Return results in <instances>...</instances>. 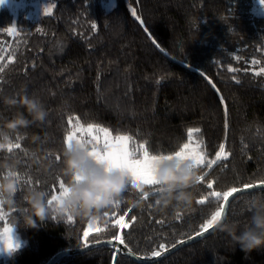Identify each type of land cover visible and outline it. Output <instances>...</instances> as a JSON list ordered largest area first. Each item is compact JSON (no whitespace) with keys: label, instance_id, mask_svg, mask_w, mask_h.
<instances>
[{"label":"trees","instance_id":"trees-1","mask_svg":"<svg viewBox=\"0 0 264 264\" xmlns=\"http://www.w3.org/2000/svg\"><path fill=\"white\" fill-rule=\"evenodd\" d=\"M40 1L52 6L51 15L17 17L0 8V63L5 65L0 125L24 111L6 107L3 97L26 94L48 112L43 123L14 136L19 148L0 152V162H15L23 177L18 209L3 213L0 230L10 217H21L24 190L39 187L52 195L61 179L66 182L60 170L70 118L104 128L112 138L127 135L131 146L144 144L150 155L173 154L188 142L189 129H199L193 140L202 143L205 159H215L221 144L228 158L210 169L197 168L207 178L191 189V205L178 212L156 209L158 186L144 185L150 196L124 192L87 236L90 224L80 219H49L37 229L20 220L15 234L24 244L0 264H47L63 251L115 241L116 235L123 236L126 250L154 258L153 252L162 255L203 232L202 225L225 203L212 191L223 194L264 181V74L256 75L264 67V0ZM208 182L213 189H207ZM256 194L264 195V189L238 196L228 208L225 221L238 225L237 234L251 216L245 201ZM199 199L206 202L198 204ZM56 264L140 263L105 245ZM153 264H264V248L242 251L217 230Z\"/></svg>","mask_w":264,"mask_h":264},{"label":"clouds","instance_id":"clouds-1","mask_svg":"<svg viewBox=\"0 0 264 264\" xmlns=\"http://www.w3.org/2000/svg\"><path fill=\"white\" fill-rule=\"evenodd\" d=\"M2 103L9 108L24 110L17 111L11 119L0 125V152H8L10 146L14 145V136L34 123H43L48 112L40 100L26 94L20 95L19 99L15 96L3 97ZM33 139L38 141L40 137L35 136ZM89 151L87 145L78 146L75 142L66 147L60 170L61 175L66 178L63 190L52 195L39 187L24 190L22 199L26 207L21 217H10L7 227L13 232L22 220L25 228L37 229L39 223L49 219H80L96 225L103 222V217L107 215L105 210L119 203L123 193L129 189L142 196L151 195L127 171H108L103 165L96 163ZM22 178L15 162H0V213H11L18 209L17 194L21 192ZM154 179L158 187L155 189L157 195L153 206L160 211L171 207L178 212L190 206L193 202L191 189L200 183L197 166L191 159L161 162L154 172ZM245 205L251 216L248 225L239 234L238 225L232 221L220 219L215 227L220 232L227 233L242 251L251 252L264 248V195L249 197ZM0 253L8 256L14 254L6 249Z\"/></svg>","mask_w":264,"mask_h":264},{"label":"snow or ice","instance_id":"snow-or-ice-1","mask_svg":"<svg viewBox=\"0 0 264 264\" xmlns=\"http://www.w3.org/2000/svg\"><path fill=\"white\" fill-rule=\"evenodd\" d=\"M6 0H0V5H3ZM45 15L52 14V6L46 7L43 9ZM135 15V13H133ZM15 29H9V35L14 34ZM4 52L3 48H0V61L4 59L2 53ZM12 53H8L9 60L8 62H12ZM5 65L0 63V73L4 71ZM234 69H230L233 71ZM264 74V67H261L259 72L256 75ZM73 120L75 123L73 124ZM69 126L72 127V131L66 136L65 143L67 147H70L73 141L78 146L87 145L89 147V155L92 157L96 163L101 164L105 167L106 170L111 171L113 169H122L127 171L133 178L135 182H137L141 188L144 185H153L155 186L154 172L159 164L165 160L172 159H191L195 162L197 168L207 167L211 168L213 165L217 163L221 158L227 159L228 154L225 151L224 144L219 145L218 152L215 154V159H205V152L202 151V143L194 142L193 136L194 133L199 132V129H189L187 131L188 142L184 143L179 150L175 151L173 154H149V151L146 150L145 145L141 144L138 147L131 146L130 137L127 135L116 136L115 138H111V134L108 130L97 127L93 124H88L86 127L83 126L78 117L70 118L68 120ZM18 140L21 137L17 138ZM101 145L102 147H98ZM19 148L20 144L16 143L13 146H10L9 151L12 148ZM223 154V156H221ZM55 160L59 162L61 157L57 155ZM208 173L205 172L200 176V183L204 182L207 178ZM64 181L61 179L59 182V191L63 190ZM207 189H213L214 183L208 182L206 185ZM264 188V181L259 182L258 184H247L242 188L239 187H231L230 190L225 191L223 194L219 191H212L211 196L215 197L217 201H223L219 207V210L215 211L213 215H211L210 219H207V222L202 225L203 231H207L209 228H213L216 223L223 218L226 212V204L229 202V197H234V194L242 192L244 189H252V188ZM155 191V189H154ZM142 199H146V196H142ZM206 202V199H199L197 201L198 204H203ZM117 205L119 203H116ZM179 215V214H178ZM69 221H72L69 219ZM118 223L123 224V217L118 218ZM92 225L90 224L89 227ZM12 229L8 228L7 225L3 228V233L0 234V242L4 244V248L2 250H7L9 252L15 251L20 247L19 243L12 242L11 238ZM201 233L198 232L197 235ZM85 236L88 235L87 232L84 233ZM113 240L119 241L120 244H124V238L121 235H116ZM109 243H113L112 240ZM115 248L116 245L113 244ZM161 249H164V245H159ZM119 251V249H117ZM154 256H160V251L153 252Z\"/></svg>","mask_w":264,"mask_h":264},{"label":"water","instance_id":"water-1","mask_svg":"<svg viewBox=\"0 0 264 264\" xmlns=\"http://www.w3.org/2000/svg\"><path fill=\"white\" fill-rule=\"evenodd\" d=\"M261 189H264V188L258 187V188H252V189H244L242 192L234 194L235 198L229 197V202L226 204V212H225V214H224L222 219L225 220L226 214L228 212V208H229L230 204L232 203V201L234 199H236L240 195H243V194H246V193H250V192H254V191H257V190H261ZM216 231H217V228L215 226L213 228H209L206 232L203 231V232H201L200 235H195L194 237H191V238H189L187 240H184V241L176 244L175 246L171 247L170 249L164 251V253L162 255L154 257V258H142V257H139V256L135 255L134 253L126 250V248H124L117 241H113V243H109V241H106V242H100V243L91 244V245H88V246L83 247L81 249L63 251V252L57 254L55 257H53L47 264H56V263H58V261L60 259H62L65 256L82 254V253H85L87 251L92 250L93 248H95L97 246H105V245H113V244H115L117 247H119L121 250H123L125 255L128 258H130L133 261H135V262L140 263V264H153V263L158 262L163 257H168L171 254L175 253L176 251H178V250H180V249H182V248H184L186 246H189V245H191L193 243H196V242H198V241H200L202 239H205L206 237L212 235Z\"/></svg>","mask_w":264,"mask_h":264},{"label":"rangeland","instance_id":"rangeland-1","mask_svg":"<svg viewBox=\"0 0 264 264\" xmlns=\"http://www.w3.org/2000/svg\"><path fill=\"white\" fill-rule=\"evenodd\" d=\"M44 2V1H43ZM41 2L40 0H6V2L3 5H0L1 7H7L9 8L17 17L19 15L25 14V16L29 15L28 18H36L39 15L43 14V9L46 7H49L48 4H45ZM110 7H108L109 9ZM28 13V14H27ZM34 15V16H32ZM91 147V145H90ZM98 147H100V145H98ZM3 218V213H0V219ZM6 226V225H5ZM94 227L93 225L91 227H88L87 229V233H91L94 231ZM3 233V229L0 230V234ZM11 238H12V242L14 243H19L20 247L23 246L24 242L19 240L16 237L15 231H13L11 233ZM19 247V248H20ZM4 248V244L2 242H0V251H2V249ZM8 255L0 253V258H7Z\"/></svg>","mask_w":264,"mask_h":264},{"label":"crops","instance_id":"crops-1","mask_svg":"<svg viewBox=\"0 0 264 264\" xmlns=\"http://www.w3.org/2000/svg\"><path fill=\"white\" fill-rule=\"evenodd\" d=\"M112 138V137H111ZM73 143H74V141H73ZM100 147H102V146H100Z\"/></svg>","mask_w":264,"mask_h":264}]
</instances>
